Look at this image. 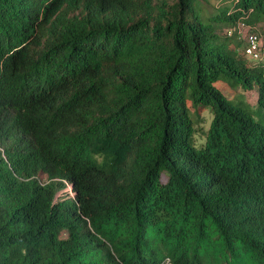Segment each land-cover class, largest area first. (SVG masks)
Returning <instances> with one entry per match:
<instances>
[{
	"label": "trees",
	"instance_id": "obj_1",
	"mask_svg": "<svg viewBox=\"0 0 264 264\" xmlns=\"http://www.w3.org/2000/svg\"><path fill=\"white\" fill-rule=\"evenodd\" d=\"M217 1L0 0V264H264V0Z\"/></svg>",
	"mask_w": 264,
	"mask_h": 264
},
{
	"label": "built area",
	"instance_id": "obj_2",
	"mask_svg": "<svg viewBox=\"0 0 264 264\" xmlns=\"http://www.w3.org/2000/svg\"><path fill=\"white\" fill-rule=\"evenodd\" d=\"M233 32L243 39L244 54L252 61L264 63V39L254 29L242 24L235 27ZM231 33L232 31L228 32L227 35L229 36Z\"/></svg>",
	"mask_w": 264,
	"mask_h": 264
},
{
	"label": "rangeland",
	"instance_id": "obj_3",
	"mask_svg": "<svg viewBox=\"0 0 264 264\" xmlns=\"http://www.w3.org/2000/svg\"><path fill=\"white\" fill-rule=\"evenodd\" d=\"M213 4H217V0H211ZM260 31V28H258ZM216 89L219 90V92L225 96L227 99H233L235 96H242V99L251 107L253 108L255 105V92H242L238 89H233L228 86V84L225 81H217L215 83ZM201 118L204 119V122L202 124H197L195 128H198L199 126H202L203 129L206 128L207 126V121H208V114L207 112H202Z\"/></svg>",
	"mask_w": 264,
	"mask_h": 264
},
{
	"label": "clouds",
	"instance_id": "obj_4",
	"mask_svg": "<svg viewBox=\"0 0 264 264\" xmlns=\"http://www.w3.org/2000/svg\"><path fill=\"white\" fill-rule=\"evenodd\" d=\"M67 191H69V189H67Z\"/></svg>",
	"mask_w": 264,
	"mask_h": 264
}]
</instances>
